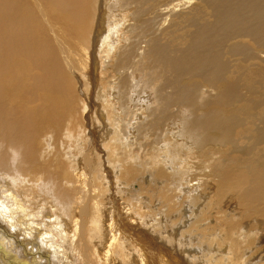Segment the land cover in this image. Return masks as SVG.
<instances>
[{
    "label": "bare ground",
    "instance_id": "bare-ground-1",
    "mask_svg": "<svg viewBox=\"0 0 264 264\" xmlns=\"http://www.w3.org/2000/svg\"><path fill=\"white\" fill-rule=\"evenodd\" d=\"M0 191L85 264H264V0H0Z\"/></svg>",
    "mask_w": 264,
    "mask_h": 264
},
{
    "label": "rangeland",
    "instance_id": "rangeland-1",
    "mask_svg": "<svg viewBox=\"0 0 264 264\" xmlns=\"http://www.w3.org/2000/svg\"><path fill=\"white\" fill-rule=\"evenodd\" d=\"M104 21H105V18L101 22V28L102 29H104L103 28V26H104L103 22ZM94 78H95V82L98 83L99 82L98 68H97L96 72H94ZM97 86L98 85L96 84V87ZM89 100L95 101L92 94L89 95ZM97 108L100 109L99 107H97ZM108 112H112L111 108L110 109L108 108ZM147 136L145 135L142 139H138V138H136L137 136L134 135L135 138L133 140L134 141L133 147H134V149L136 147V149H135L136 151L138 149L144 150V153L146 154V152H147L148 153L147 156H148L149 153H151L150 151L153 152V148H155L154 151L157 150L156 148L159 149L161 147V143H159V145L156 142L153 143L155 138H152V137H154V136L153 135H147ZM145 137L149 140H146ZM144 141H145V143H150V141H152L151 142L152 144L148 145L150 150H147L148 146H147V144H144ZM135 142H137L138 144ZM141 143H143V144H141ZM139 144L141 145L142 148L140 147ZM81 146L84 147L83 144ZM85 150L87 153L88 149L85 148ZM157 153H158V151H157ZM192 174H193V172L190 173V175H192ZM149 178H150V176H148V171H146V174L141 176L139 179H136L134 182L129 183L131 186V189L134 191H137L140 188H145V189L150 190L151 187L154 185L152 183V180H150L149 182L147 181V180H149ZM160 182H161V180H160ZM18 185H20V183H18ZM212 186H213L212 182L209 181V183L206 186L207 187L206 190H210V188ZM156 191L157 190H155V192ZM26 192L30 193L29 191H26ZM26 192H23V193H26ZM0 193L3 196H6V198L8 199V200H4L2 197H0V232H2L3 236H5V241H6L5 244L6 245L4 246V249H5L6 255L14 256V257H17L18 259L22 258V259H24V261L27 262V264H66V262L67 263L70 262V264H85L84 263L85 260L83 258V253H80L76 247L75 241L77 238V230H76L72 220L69 221V219H68V221L70 222V226L68 229L69 237H67L66 234H61V230H59L57 227V229L59 230V235H60V236H58V241H57L54 237L47 236L46 224L47 225H53L54 223H53L52 218H54V217H52L51 221H50L47 218V216L43 213V211H42V215L39 216L35 212L34 208L29 206V205H35L39 201L38 199L30 196V198H29L30 201H28V200L26 201L23 198H27V197L23 194L17 193V195H15L13 193L6 192V191H0ZM160 193H161V190H159V194ZM208 193H210V195H212V193L214 194L215 191H212V193H211V191L205 192V194H208ZM157 195H158L157 192L153 193L151 195L152 197H150L146 194V198H148L147 204H148V202H150V200H152L154 202V203L152 202V204L149 203V209L151 211H158L159 213H161L163 211V214H161L162 219L166 218V219L171 220V222L169 223V225L167 227L168 228H170V227L176 228L174 225V222H173V219H175L173 217L178 214V212L176 211V208H174L171 211L172 212L171 215H168L164 211L165 200H162V199L157 200V198H158ZM230 195H232V194H230ZM159 197H161V195H159ZM40 199L42 200L44 198H40ZM209 199L210 198L208 197L207 200H209ZM12 200L16 201L19 206L23 205L22 207H24V209L26 211L25 215H22L21 217H19V213L17 212V210H14L15 208H18V207L15 206V203L12 202ZM145 202H146V199H145ZM228 203L229 202L227 201L226 205H225V209H226V207L229 206ZM155 204H158V206L154 207ZM2 205H5V208L2 207ZM47 206H49V205H47ZM50 213L53 215V213L51 211H50ZM46 214L48 215V217H50L49 213H46ZM210 214H212V213H210ZM8 219H10L11 222H6V220H8ZM24 223H25V226H23ZM251 224H252V222H249L250 226H251ZM249 225L245 228L246 229L245 231L249 230V228H250ZM2 226L5 229V232H3V230H2ZM261 227L264 228V223L261 224ZM161 229H163V228L161 227ZM217 234L219 236V239L222 241V239H224V237H223L224 236V230L217 232ZM250 234H254V232H251ZM59 237L60 238L63 237L66 242L64 243L63 240H61ZM234 237H237V235L234 234ZM261 240L263 241V244H264L263 238ZM11 242H12V245H11ZM62 243H63V248H67V250H68V252H67V251L61 249L63 252L65 251L68 253L67 261H65V256L63 253L58 252V254H56L58 251L56 246L57 245L62 246ZM38 253H40V254H38ZM46 253H47V255H44ZM69 253H70V255H69ZM261 254L263 255L264 252H262ZM19 256H21V257H19ZM257 259L261 260L260 256L252 258V260H250V262L253 260L256 261ZM0 261H1V257H0ZM11 261H13V260H11ZM63 261L65 263H62ZM261 261H264V258Z\"/></svg>",
    "mask_w": 264,
    "mask_h": 264
}]
</instances>
